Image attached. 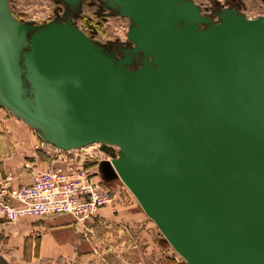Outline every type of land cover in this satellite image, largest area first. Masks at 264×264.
Here are the masks:
<instances>
[{
  "label": "water",
  "instance_id": "obj_1",
  "mask_svg": "<svg viewBox=\"0 0 264 264\" xmlns=\"http://www.w3.org/2000/svg\"><path fill=\"white\" fill-rule=\"evenodd\" d=\"M99 1L129 19L121 59L70 20L15 23L0 0V102L57 148L118 147L100 172L186 264H264V17Z\"/></svg>",
  "mask_w": 264,
  "mask_h": 264
},
{
  "label": "rangeland",
  "instance_id": "obj_2",
  "mask_svg": "<svg viewBox=\"0 0 264 264\" xmlns=\"http://www.w3.org/2000/svg\"><path fill=\"white\" fill-rule=\"evenodd\" d=\"M199 5L203 16L218 22L211 14V6L225 7L231 0H191ZM10 19L21 25L33 27L49 23H65L67 20L100 48L114 53L116 59L123 57V50L132 44L127 38L130 28L128 18L120 16L99 0H83L71 10L62 0H5ZM236 10H229L249 20L264 17V0H235ZM225 10H221L223 12ZM5 20L0 13V45L4 34ZM202 27V26H201ZM203 28V27H202ZM130 65L128 69H132ZM0 146L5 157L31 162H56L60 169H40L32 165L28 170L27 185L36 175L53 170L65 171L67 164L82 165L95 174V179L103 182L112 196L106 207L99 210L102 219L78 226L75 230L77 241L69 253L48 259L39 258L38 235L27 242V250H10L14 244L20 245L21 237L6 242L4 234L19 228L17 224L6 229L0 228V264H186L183 258L169 245L157 226L145 215L135 197L117 176L105 178L100 172V163L119 158V148L112 145L94 143L79 149L64 150L48 143L36 128L29 125L17 113L0 102ZM13 161V160H12ZM10 162L7 167L14 165ZM15 161V160H14ZM18 164V162H17ZM0 163V172L5 173ZM7 173V172H6ZM10 173V172H8ZM98 211V212H99ZM98 214V213H97ZM97 217V215H96ZM21 219V218H19ZM94 219V218H93ZM92 219V220H93Z\"/></svg>",
  "mask_w": 264,
  "mask_h": 264
},
{
  "label": "built area",
  "instance_id": "obj_3",
  "mask_svg": "<svg viewBox=\"0 0 264 264\" xmlns=\"http://www.w3.org/2000/svg\"><path fill=\"white\" fill-rule=\"evenodd\" d=\"M85 149L79 148L81 152ZM85 164H67L65 171L53 170L35 176L27 185L13 186L12 173L0 172V225L23 216L70 215L85 225L112 200L103 182L95 179Z\"/></svg>",
  "mask_w": 264,
  "mask_h": 264
},
{
  "label": "crops",
  "instance_id": "obj_4",
  "mask_svg": "<svg viewBox=\"0 0 264 264\" xmlns=\"http://www.w3.org/2000/svg\"><path fill=\"white\" fill-rule=\"evenodd\" d=\"M13 160V161H12ZM15 160V161H14ZM13 162L14 165L11 167H7L10 162ZM18 162V164H17ZM0 163L3 164L2 170L6 173L10 172L13 174L14 179L12 181L13 186H20L26 184L29 176L27 175L28 170L24 169L25 166H36V168L40 169H60L59 166H56V162L52 161V163L48 162H31L30 164H26V159L24 156L22 160H17L16 158L10 159V157H5L3 146H0ZM103 209V208H102ZM101 210V209H100ZM103 215L100 211L93 220L89 219L86 224H90L91 221L95 219H102ZM19 228H16L11 231L10 234H4L3 240L9 242L14 239L12 235L16 238L15 240L21 237L22 242L20 245L14 244V247L10 250L18 251L19 248L21 251L24 249V242L27 238L33 237L34 231H39L38 242H39V258L40 259H48L50 257H54L60 254L69 253L70 249H73L76 245L77 236L75 230L78 226H85L83 224L77 223L75 219L70 215H58L53 217H40V216H23L21 219H17L12 224L0 225V228L6 229L9 226H16L20 224Z\"/></svg>",
  "mask_w": 264,
  "mask_h": 264
},
{
  "label": "flooded vegetation",
  "instance_id": "obj_5",
  "mask_svg": "<svg viewBox=\"0 0 264 264\" xmlns=\"http://www.w3.org/2000/svg\"><path fill=\"white\" fill-rule=\"evenodd\" d=\"M195 5L198 6L200 12L203 13L202 8L199 5H197L196 3H195ZM217 5L218 4H215V5L211 6V14H212V17L213 16H217L216 13L217 12H220L221 10H225V9L236 10L237 9V5L235 3V0H231L230 3H227V6H225L223 8L220 7V6H217Z\"/></svg>",
  "mask_w": 264,
  "mask_h": 264
},
{
  "label": "trees",
  "instance_id": "obj_6",
  "mask_svg": "<svg viewBox=\"0 0 264 264\" xmlns=\"http://www.w3.org/2000/svg\"><path fill=\"white\" fill-rule=\"evenodd\" d=\"M29 241H30V238H27V239L25 240V242H24V251L27 250V242H29ZM37 245H38V246H37V250H38L39 242H38Z\"/></svg>",
  "mask_w": 264,
  "mask_h": 264
},
{
  "label": "bare ground",
  "instance_id": "obj_7",
  "mask_svg": "<svg viewBox=\"0 0 264 264\" xmlns=\"http://www.w3.org/2000/svg\"><path fill=\"white\" fill-rule=\"evenodd\" d=\"M123 184V183H122Z\"/></svg>",
  "mask_w": 264,
  "mask_h": 264
}]
</instances>
